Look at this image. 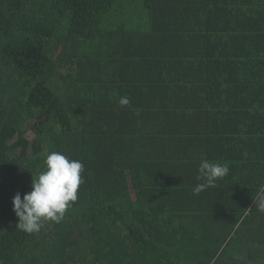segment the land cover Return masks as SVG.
<instances>
[{"label": "trees", "instance_id": "obj_1", "mask_svg": "<svg viewBox=\"0 0 264 264\" xmlns=\"http://www.w3.org/2000/svg\"><path fill=\"white\" fill-rule=\"evenodd\" d=\"M52 151L83 183L29 234ZM261 185L264 0H0V264H264Z\"/></svg>", "mask_w": 264, "mask_h": 264}, {"label": "clouds", "instance_id": "obj_2", "mask_svg": "<svg viewBox=\"0 0 264 264\" xmlns=\"http://www.w3.org/2000/svg\"><path fill=\"white\" fill-rule=\"evenodd\" d=\"M121 107L130 105V99L123 96L118 101ZM45 169L33 176L31 190L23 195L17 192L13 199V211L18 217L17 228L26 233L39 232L44 222L59 223L66 211L78 199V188L83 183L84 165L62 152L52 151L44 160ZM197 179L202 181L193 188L198 195L229 173L226 163L202 160L198 168ZM257 210L264 212V185L254 199Z\"/></svg>", "mask_w": 264, "mask_h": 264}, {"label": "rangeland", "instance_id": "obj_3", "mask_svg": "<svg viewBox=\"0 0 264 264\" xmlns=\"http://www.w3.org/2000/svg\"><path fill=\"white\" fill-rule=\"evenodd\" d=\"M27 137H28V139H35V137H36V134H35V132L33 131V130H30L28 133H27Z\"/></svg>", "mask_w": 264, "mask_h": 264}]
</instances>
